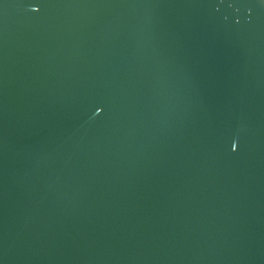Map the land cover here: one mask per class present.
<instances>
[{
  "label": "water",
  "instance_id": "95a60500",
  "mask_svg": "<svg viewBox=\"0 0 264 264\" xmlns=\"http://www.w3.org/2000/svg\"><path fill=\"white\" fill-rule=\"evenodd\" d=\"M0 264H264V0H0Z\"/></svg>",
  "mask_w": 264,
  "mask_h": 264
},
{
  "label": "clouds",
  "instance_id": "9594fccd",
  "mask_svg": "<svg viewBox=\"0 0 264 264\" xmlns=\"http://www.w3.org/2000/svg\"><path fill=\"white\" fill-rule=\"evenodd\" d=\"M233 147L235 148V145Z\"/></svg>",
  "mask_w": 264,
  "mask_h": 264
}]
</instances>
